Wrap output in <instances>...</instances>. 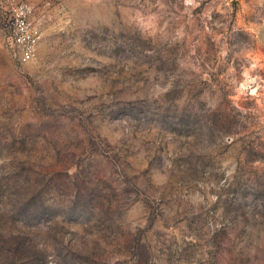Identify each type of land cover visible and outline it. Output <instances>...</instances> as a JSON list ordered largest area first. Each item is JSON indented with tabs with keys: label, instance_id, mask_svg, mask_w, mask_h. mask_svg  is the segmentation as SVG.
I'll return each mask as SVG.
<instances>
[{
	"label": "rangeland",
	"instance_id": "obj_1",
	"mask_svg": "<svg viewBox=\"0 0 264 264\" xmlns=\"http://www.w3.org/2000/svg\"><path fill=\"white\" fill-rule=\"evenodd\" d=\"M0 5V264H264V0Z\"/></svg>",
	"mask_w": 264,
	"mask_h": 264
},
{
	"label": "built area",
	"instance_id": "obj_2",
	"mask_svg": "<svg viewBox=\"0 0 264 264\" xmlns=\"http://www.w3.org/2000/svg\"><path fill=\"white\" fill-rule=\"evenodd\" d=\"M0 5L10 14L6 22V41L11 55L22 64L37 60L40 35L32 18V7L19 0H0Z\"/></svg>",
	"mask_w": 264,
	"mask_h": 264
}]
</instances>
